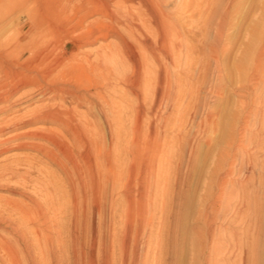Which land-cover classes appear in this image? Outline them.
<instances>
[{"label":"rangeland","instance_id":"obj_1","mask_svg":"<svg viewBox=\"0 0 264 264\" xmlns=\"http://www.w3.org/2000/svg\"><path fill=\"white\" fill-rule=\"evenodd\" d=\"M19 1H0V43L10 40L9 62L14 63V69L26 75L36 72L44 78L51 73L50 78L60 83L90 88L93 97L92 103H78L73 96L63 99L38 95V86L19 87L23 80L17 81L14 107L0 114V126L14 116L27 118L42 106L68 110L76 115L75 121L86 122L93 137L105 136L110 163L121 162L124 167L121 188L110 194L111 201L101 204L100 212L95 211L91 219L96 238L105 240L96 252L94 264H123L125 260L127 264H242L246 258L251 260L252 255L264 260V0H192L194 11L185 14L179 9L187 0L166 3L168 14L180 15L182 22L175 29L182 33L185 47H189L181 55L183 64L169 69L172 85L178 86L176 90L181 87L172 108L164 100L156 107L150 104L152 96L141 93L142 76L137 78L136 71L128 66L124 50L128 35L124 27L126 14L140 18L135 23L144 31H154L146 11L149 5V9L152 7L150 0H24L23 6H17ZM28 9H32L29 15L34 13L33 22L24 24ZM118 10L120 14L115 13ZM192 11L195 14L189 17ZM34 19L39 22L40 34L33 28ZM106 50L112 55L104 59ZM132 50L134 54L138 51L140 73L144 64L157 67L152 59L142 62V53L146 56L142 48ZM59 60L66 65L65 69L58 66ZM184 60L188 63L184 64ZM16 63L27 65V69L17 67ZM44 78H39L43 86ZM133 91L138 93L137 100ZM35 129L46 135H67L61 125L44 123L7 131L0 135V142ZM31 141L50 147L47 141L28 138L0 144V149L8 147L0 153V173L6 166L18 169L16 177H0V199L26 201L7 191L24 186L25 190L20 191L39 201L63 202L60 194L47 193L51 188L48 179L59 183L60 191L68 190L61 186L62 175L56 166L47 165L46 158L35 159L36 151L18 146ZM68 141L72 142L69 138ZM29 164L34 169L25 180L19 175L29 169ZM242 202L246 206L242 207ZM254 210L258 214L252 216L250 212ZM250 216L259 217V223L253 226ZM213 249L216 252L211 257L208 253Z\"/></svg>","mask_w":264,"mask_h":264},{"label":"bare ground","instance_id":"obj_2","mask_svg":"<svg viewBox=\"0 0 264 264\" xmlns=\"http://www.w3.org/2000/svg\"><path fill=\"white\" fill-rule=\"evenodd\" d=\"M24 2H25L24 0H20L17 6H23ZM95 2H96V0H95ZM149 2L152 4V7L149 9L150 5L148 4L149 6L146 9V11L148 13L147 17H149L148 23H149V26H151L150 28L153 27L152 28V31L154 29L153 32H149L148 30L144 31L143 28H141L142 26H139L137 23H135L136 20H139L140 18H138L137 16L132 17L131 15L126 14V18H125L126 24L124 25V27L126 28L128 35L124 41V50H125V54H126V59L130 63V64H128V63H126V64H128L129 67L131 66L132 70L136 71V74H137L136 76H138V75L142 76V81H141L142 84H140L141 88H139V89L141 90V93L144 96H146L148 94L152 96V101L150 104L153 107L160 105L163 100H164L166 106H170V105L174 104V102L176 101L175 97L178 96V95L176 96V93L177 94L179 93L178 89L181 87L177 88V90H178L177 91L176 87H178V86L174 87L172 85V83L170 81L169 69L172 66L175 67V65H177V64H178V66H181L183 64V61L181 59V55L184 56L183 54L187 53L186 48H189V47L187 46V44L185 47V45L182 42V38H181L182 33L179 30L175 29V25L179 24V22H182L180 15L173 14V16H172L166 12V10H167L166 9V3L169 2V0H150ZM105 3H106V1H105ZM144 3H142V5ZM212 3H213V1L211 2V4ZM146 4H147V2H146ZM191 4H192V0H187L186 2L182 3L181 8L179 9L181 11V13L185 14L187 12H190L189 10L192 9ZM44 6H42V7H44ZM207 6H208L207 8L209 9L208 4H207ZM69 7H71V6H69ZM99 7H97V8H99ZM142 7L144 8V6H142ZM199 7H200V4H199ZM210 7H212V6H210ZM196 8L197 7H195V11H196ZM106 9L104 8V11ZM31 10L28 9L26 11L27 12L26 13L27 19H26V21H24V24L26 22H31L33 20L34 13L30 14V15L28 13V11H31ZM137 10H141V9L138 8ZM99 11H100V9H99ZM104 11H102V12H104ZM115 11H117V10H115ZM197 11H198V9H197ZM127 12H128V10H127ZM192 12L189 13V17H192L195 14V12H193V13ZM112 13L114 14V12H112ZM115 13L120 14L121 12H119V10H118V12H115ZM139 13H141V12H139ZM142 13H145V12H142ZM109 15H111V13ZM144 15L146 16V14H144ZM199 15H200V13H199ZM203 15L201 14V18ZM134 16H135V13H134ZM73 18H75V17H73ZM73 18H72V20H73ZM115 19H116V17H115ZM169 19H172V23L169 22L170 21ZM116 20H118V19H116ZM34 21L36 22L35 19H34ZM122 21H123V17H122ZM116 22L118 23V21H115V23ZM24 24L19 25L20 32L23 30ZM143 24H144V22H143ZM149 26H147V27H149ZM39 27H40V25H39V22L37 21L36 24L33 26V28H36V30H37V28H39ZM37 31H39V34H40V30H37ZM27 32H28V30H27ZM24 33H26V32H24ZM47 38H48V36H47ZM79 39H81V37ZM31 40H33V39H31ZM31 44H32V42H31ZM9 46H10V40L9 39L8 40L5 39L2 43H0V48L4 47V49L0 50V75H2L0 78V105H1L0 106V114H4L14 107L13 96H14L15 92L18 91L17 89L20 86L22 87L25 85L38 86V89L40 92V94L38 93V95H50V97L59 96L63 99L66 96H73V98L76 99L78 103L79 102H87V103L91 102L90 98H91V96H92L91 94L93 92L90 93L89 92L90 88L88 89V87L79 89L74 84L70 85L71 83L70 84L60 83L62 81L58 82V80L55 81L54 79H51L50 76L52 74L50 73L51 74V75L49 74L50 76L46 75L48 73L45 74L44 71L43 72L46 75L45 78L40 76L36 72L26 75L24 71L18 70V68L14 69V67H13L14 63L9 62V59H10L9 57L12 56L11 55L12 51L9 49L10 48ZM29 46L31 47V45H29ZM106 47L108 49H110L109 45ZM134 48H139V49L142 48L146 52V56H145V54H143L144 52L141 55V57L143 56L141 58L142 62L146 58H149V59H152L153 61H155L157 63V67L151 68V67H149V65L147 66L144 64V66L141 70V73H140V61H138L139 57L136 55V53H138V51H136V53L134 54V52L132 50ZM143 50H141V51H143ZM36 51H38V50H36ZM46 51H47V49H46ZM209 51H210V49H209ZM26 52H27V49H26ZM34 52L31 54L33 55ZM211 52L214 53V56H215L214 58H215V62H216L217 56H216L215 49H213V51H211ZM121 53H122V51H121ZM140 54H141V52H140ZM111 55H112V53L110 51H107V50L104 51V59L110 58ZM98 57H100V55ZM17 58H18V56H17ZM47 59H49V58H47ZM194 59H195V57H194ZM200 61H201V59H200ZM105 62H106V60H105ZM58 63H59L58 66H60L62 70L65 69L66 65L63 63V61L59 60ZM185 63L187 64L188 62L187 61L185 62V60H184V64ZM77 64H79V62H77ZM200 64H201V62H200ZM21 65L23 66L24 70L27 69V65L22 64V63H20V64L16 63L17 67H19ZM199 66H201V65H199ZM199 66H198V68H199ZM67 69H69V68H67ZM90 69L92 71H95L94 66H90ZM189 69H190V67H189ZM199 69L197 70V72L199 71ZM76 70H75V72H76ZM58 72H56V74ZM139 76L137 78H139ZM259 76L258 77L261 78V75H259ZM39 78H44V80H46V85H44V86L41 85ZM22 80H23V83H21ZM17 81L18 82L21 81V82H19V83H21L19 85V87L16 84ZM8 86H11L10 87L11 89H8ZM133 90L136 92L135 89H133ZM134 91H133V94H135ZM36 92H37V90H36ZM96 92H98V91L95 90V93ZM137 94H135V98H136ZM99 96L100 95H98V97ZM151 96H149V97H151ZM138 97H139V95H138ZM101 99H102V97H101ZM137 99L138 98H136V100ZM140 99H142V98H140ZM29 100H32V98L26 100V102H28ZM98 101H99V99H98ZM104 102H105V100H104ZM144 102H145V100H144ZM96 104H99V103H96ZM138 104L140 105V103H138ZM142 104H143V102H142ZM78 105H80V104H78ZM147 105H148V103H147ZM175 105H176V103H175ZM107 106H109V105H107ZM48 107H49V105H48ZM99 107H100V105H99ZM105 108H107V107H105ZM164 108H166V107L164 106ZM170 108H172V107L170 106ZM165 111H167V110H165ZM138 114H136V115H138ZM102 116H101V118H102ZM14 117L11 119H8V120L4 121V123H2V125L0 126V135H3L7 131H10V130H18V129L29 127V126H32L35 124L41 125L44 123L57 124V125H61L64 128L63 130H65V133L67 134L66 136H63L60 134V136L58 137L57 135L55 136V134L53 135L50 133H49V135H46L44 131H41L40 129H35L33 131L21 132V134L15 135L13 138H8V139H5L4 141H1L0 144H4V143H6L9 140H12L14 138H16V139L28 138V139H32V140H43L45 142L47 141L48 144L50 145L49 148H44V147L36 144L33 141H31L29 143L28 142H21L19 145L18 144L17 145L19 147H23V149H24V147H28L31 150L36 151L37 152V158H35V159L41 160L42 158H46L49 162L47 165L56 166L57 170H59L60 174L62 175V180L60 182L61 186L66 187L68 190H66V191L61 190L60 191L59 190L60 187L57 186L59 183L58 184L53 183L54 179H53V181H52V179H48L49 185L51 186V188L47 189V193L53 192V193L60 194V196H61L60 198L63 200V202H60L58 204H55V202L54 203H52V202L48 203L46 201L42 202V201H39L37 198L30 196L29 194L28 195L23 194L20 190L24 191L26 188V187L24 188V186H22V188H18L16 186L10 187L7 190L11 194L21 196L22 198L26 199V201H23V200L18 201L17 199L11 200V199H5V198L0 199V264H94L96 252L98 253L100 251L99 246H103V244L105 243V240H102L103 238L102 239L96 238L97 235H95V232L93 231V228L91 226V223H92L91 219L93 218L95 211L96 212L98 211V213L100 212L101 208H99V207L101 206V204L103 206V203H105L108 200V197L110 196V194H113V192H115L116 188L120 187V183L122 182L123 173H124L123 172V169H124L123 165L121 166V162L120 163L117 162L116 165L111 164L110 163L111 160L109 159L110 155L108 156V153H109L108 152V144L105 141L106 140L105 136L102 137V136L98 135L97 137H93V135L90 132L89 126L87 124H85L86 122L84 124H81V123L75 121L76 115L75 116L72 115L70 113V111H68V110L61 111L60 109L57 110L54 108H47L46 106L45 107L42 106L39 109L36 108L31 113V115L27 116V118H24L23 116L22 117L18 116L15 118ZM114 117H116V116H114ZM115 133H117V132H115ZM103 135H105V134L103 133ZM68 138L72 142H69ZM17 145H16V147H17ZM110 149L111 148H109V150ZM7 150H8L7 146L4 148H1L0 153H3ZM117 152H118V155L120 156L121 155V153L119 154L120 151H117ZM112 161H113V159H112ZM115 161H117V159H115ZM29 165H28L29 169L25 170L23 174L19 175L20 177H22L25 180H27V177H29L30 174L32 173V171H30V170L34 169L31 164H29ZM122 167H123V169H122ZM2 169H1L2 172L0 173V177H4V176L9 175V176H11V178H13V177H16V175H18V169L15 167L6 166ZM219 195H220V193H219ZM48 196H49V194H48ZM124 196L128 197V195H124ZM39 197H40V195H39ZM220 197L222 198V196H219V198ZM12 199H14V198H12ZM109 200H110V198H109ZM242 203H243L242 207L246 206L244 204V202H242ZM214 205H217V204L215 203ZM240 209H242V208H240ZM247 209L249 211L250 207H248ZM250 213H252V216H253V214H255L257 212L254 210L253 212H250ZM252 216H250L249 218H250L252 225L255 226V225H257V223H259V221H258L259 217L257 218L255 216V218H252ZM101 217H102V214H101ZM206 217H208V216H206ZM202 218H205V217H202ZM97 219H98V216H97ZM208 220L210 222V219H208ZM99 222H100V220H99ZM98 226H99V223H98ZM206 228H207V226H206ZM207 231L208 230H206V234H207ZM254 231H256V230H254ZM211 233H213V232H211ZM203 235H204V233H203ZM253 244L254 243H252L251 245H253ZM111 245H112V243H111ZM251 245H250V247H251ZM242 247H243V245H242ZM252 248H253V246H252ZM120 249H121V247H120ZM215 249H213V252L210 251V254L208 253V255H210L212 257L213 254L216 252ZM106 250H107V248H106ZM132 250L130 249V251H132ZM230 250H231V248H230ZM202 251H204V250H202ZM129 253H132V252H129ZM107 254H106V256L108 257L109 255H107ZM125 254H126V252H125ZM232 254H234V253H231V255ZM121 255H122V253H121ZM133 255L135 256V254H133ZM130 256L129 257L132 258V254ZM111 257H112V255H111ZM109 258H110V256H109ZM109 258H108V262L110 261ZM136 258H138V257H136ZM136 258L134 259L135 261H136ZM208 260H210V259H208ZM261 260L262 259L259 260V259L254 258V256L252 255L251 260L246 258L245 260H243L242 264H264V262H262L264 260H262V261ZM125 261L127 262V260H125ZM140 261H138V262H140ZM130 262H131V260L129 261V263ZM235 262H236V259H235ZM125 263H123V264H125ZM108 264H111V263H108Z\"/></svg>","mask_w":264,"mask_h":264}]
</instances>
